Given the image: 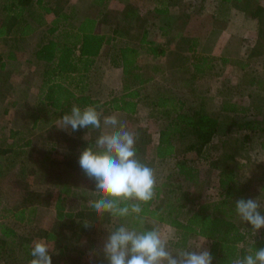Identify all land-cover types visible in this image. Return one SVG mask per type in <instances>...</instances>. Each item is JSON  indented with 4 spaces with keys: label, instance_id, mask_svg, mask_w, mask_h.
I'll use <instances>...</instances> for the list:
<instances>
[{
    "label": "trees",
    "instance_id": "16d2710c",
    "mask_svg": "<svg viewBox=\"0 0 264 264\" xmlns=\"http://www.w3.org/2000/svg\"><path fill=\"white\" fill-rule=\"evenodd\" d=\"M122 1H125L121 10L123 27L117 23L110 33H101L95 30L97 16L85 13L76 16L74 7L68 13L60 12L59 2L51 5L48 0H0V115L7 114L12 106L22 101L27 119V123L21 127L12 126L7 119L0 123V177L6 173H14L17 181L25 180L32 171L28 163L27 149L32 144V135L70 112L73 105L81 108L95 106L103 112L110 109L121 110L128 115L136 113L143 99L140 89L153 76L150 71L145 72L146 65L138 62L139 47L152 54H163L164 47L148 39V22L140 15L137 7L129 0ZM166 1L156 0L155 11H165L163 6ZM93 2L100 13L105 2L109 0ZM226 2L228 0H219L215 8L222 11L221 5ZM179 5L176 23H181L182 26L187 23L191 14L210 7L206 0H194L185 6ZM49 12H54L55 17L48 27L40 29L41 33L35 40L33 50V60L41 64L36 70L39 73V85L36 92L32 91V95L37 98L32 104H27L25 94L28 87L24 95L18 93L19 95L9 96L12 90L10 76L18 72L17 68H12V61L17 59L18 41L43 26L46 23L45 15ZM73 17L79 19L75 23L67 21L69 28H60L63 25L59 24L60 19L66 21ZM105 44L110 45L107 55L109 64L121 66L122 75L120 87H111L108 98L100 101L94 94L102 73L94 62ZM167 78L169 86L158 89L149 105V116L155 117L160 125L154 156L149 161L145 160L147 141L142 136L137 137L136 143L138 158L150 166H153V160L162 162L172 159L174 163V168L166 178L158 181L156 196L146 208V215L156 217L157 222L169 224L172 231L182 238L181 244H190L192 236L208 239V250L213 256V264H230L232 256L250 244V238L243 229L250 230V225L241 224L234 211L235 201L246 198L245 186H241L237 173L247 166L250 156L245 153V156L238 157L228 152L220 157L214 151L213 142L230 138L244 148V151L256 149L264 155L262 118H247L244 114H237L236 111L242 109L229 105V101H224L223 108L220 109L233 110L234 114L220 116L203 95L190 99L177 95L173 88L178 87V79L169 76ZM172 79L176 82H171ZM190 88L195 95V87ZM256 93L259 94V90ZM253 106H264V98L261 97ZM253 140L259 141V148L250 147L249 141ZM51 151H46V156L39 161L42 165L47 164L44 162ZM213 171L215 182L208 185V177ZM201 174L206 178H200ZM256 179H260V176L257 175ZM262 187L264 190V183ZM59 189L55 215L58 220H70L72 226L68 223L65 227L72 228L76 234L84 231L89 234V229L94 227L95 222H109L107 215L98 218L87 205H81L82 209L77 212L64 211L62 201L68 195L62 196L61 192L69 191L70 186L63 181ZM35 200L27 206L13 209L0 199L1 246L20 240L16 230L3 219H30L35 212ZM85 222L88 227H85ZM52 228L45 229L43 236L47 239L62 237L61 230ZM251 239L253 247H264V228ZM28 244L25 242V247ZM65 246L67 244L59 246L60 256L55 260L59 264L71 262L63 257ZM25 247L24 257L29 259V248ZM104 262L107 263L105 260Z\"/></svg>",
    "mask_w": 264,
    "mask_h": 264
},
{
    "label": "rangeland",
    "instance_id": "374dc122",
    "mask_svg": "<svg viewBox=\"0 0 264 264\" xmlns=\"http://www.w3.org/2000/svg\"><path fill=\"white\" fill-rule=\"evenodd\" d=\"M51 5H55L56 3H61L58 5L59 11L68 13L71 7H74L76 16H80L82 13L90 14L91 16H97L98 21L96 22L95 30L102 33H110L111 28L118 23L123 27V20H121V10L124 7L125 1L122 0H109V2H105V6L102 7L101 12L99 13L98 6L95 5L93 0H48ZM131 4L137 7L138 12L147 13L145 16L148 23L151 22L154 18L155 7L157 6L156 0H129ZM179 2V0H176ZM101 9V8H99ZM201 11V10H200ZM159 12V11H157ZM1 14V11H0ZM46 23L43 26L38 27L34 30L30 35L23 37L20 42L18 41L16 45L17 50V59L12 61L13 67L17 68V73L12 74L10 76V81L12 83V90L9 96H15L22 93L26 94L25 100H27V104H32L36 101L37 96L32 95V91H37L38 82H39V73L36 72L38 67L41 65L38 62L33 60L34 53L33 50L35 48V40L38 38L39 33H41L40 29H45L51 23V20L55 17L54 12H49L46 15ZM160 15H157L159 18ZM1 18V15H0ZM79 18H71L66 21L59 20V24H61V29H65L62 27L69 28L67 25V21H71L75 23ZM205 24L207 20L204 21ZM196 24L202 26V23L197 20L189 23V27H193ZM131 30H134L131 28ZM3 49V47L1 46ZM110 51V45L105 44L104 49L101 53L100 65L98 70L101 71L102 76L107 74L108 80H113V84L107 86L110 91L111 87H120V83L116 84L115 81V71L111 70L106 71L107 67H109V59L108 53ZM146 53V52H145ZM144 52L139 56V60L146 65L145 72L150 71L151 60L149 59V55ZM106 68V69H105ZM97 71V70H95ZM153 74V72L150 71ZM96 93L94 95H103V90L101 91V84H96ZM165 81L163 76H161L154 83H147L143 88L140 89V92L143 95V99L140 107L134 114H126L121 110H106L103 112L104 115H116L117 118L126 125V127L130 131H136L138 126V135L137 137H143L147 142L146 151L144 153V158L146 161H149L154 155V146L156 140L158 139V128L160 127L159 123L155 117L149 116V105L150 101L154 98V95L158 89L165 88ZM30 91V92H29ZM19 93V94H18ZM119 93V92H118ZM109 94V93H108ZM101 101H104L101 99ZM22 101L17 102L14 106H12L7 114L0 115V123L4 120H10L11 125L20 124L21 127L24 123H27L26 114L24 111ZM101 110V109H100ZM16 127V126H15ZM44 129L37 130L36 133L32 135V144L27 149L29 151V165L32 168L30 175L21 182L17 181L14 173H6L0 177V199L3 203L13 209L20 208L22 205H28L29 203L35 200V212L32 217L28 220L19 221L13 217H7L3 220L7 222L8 225H11L17 232L18 238L20 240H16L11 242L9 245H0V264H29L32 257L29 259H25L24 251L25 242H28V246L25 249L29 248L33 243V241L44 238L45 229L52 228L53 230H61L62 237L58 236L57 238L47 239L50 245H52V250L50 252L52 264H57L54 260L59 258V246L65 245L66 250L63 254V257L68 258L73 264H90V260L95 256L96 264L104 263L102 252L100 249L102 248L103 242L108 234V228L103 224L100 225V221L95 223L99 225H94L89 229L90 233L87 234L84 232H80L76 234L72 228L65 227L66 224L72 226V223L69 219H61L58 220L55 215V206L54 202L58 197V184H51L52 176L60 179V181H67L75 185L78 188V195H69L64 198L63 205L68 209H74L75 207H79L80 205L87 202L88 198H90V189L95 190V182L94 180H89L84 176L82 171H80L78 164V157L83 150L82 144L78 141H75L78 145V149H76V153L72 156H62V152L58 145L56 148L55 143H52L53 136L58 138V144H71L70 139H66L61 133L56 132L53 129H48L42 131ZM95 133V132H94ZM136 133V132H135ZM76 136V134H73ZM96 135V133H95ZM149 138V140H147ZM154 141V142H153ZM55 148V150H54ZM214 151L218 156H222L224 153L232 152L236 156L243 157L246 154L250 157H258L261 155L256 149H246L237 145L236 142H232L229 139L219 141L215 140L213 142ZM52 150V151H51ZM54 150V151H53ZM46 151H51L48 153L49 158L47 159V163H40L39 161L44 157ZM246 153V154H245ZM263 154V153H262ZM139 155V154H138ZM46 156V155H45ZM241 160H243L241 158ZM43 161V160H42ZM153 168L156 170V174L158 177V181L164 180L166 175L174 168V163L172 159H167L162 162H157L153 160ZM254 164V163H252ZM255 165V166H254ZM250 166L249 162L246 167L238 170L237 177L241 183V186L244 184H248L251 190L258 191V187L260 184V180L256 179L255 181H251L249 175L251 172L259 171L258 165L254 164ZM257 165V166H256ZM79 171L81 173H79ZM83 174V175H82ZM211 174V173H210ZM200 178H206L203 174L200 175ZM209 181L207 184H213L215 182V171L212 172V175L208 177ZM35 190V191H33ZM39 191V192H37ZM203 192V190H202ZM260 192L258 191L257 194ZM202 194V193H201ZM259 195H257V198ZM148 221H151L153 218L147 217ZM110 220V219H109ZM111 221V220H110ZM109 221V222H110ZM102 222V221H101ZM159 226L162 229L172 231V228L169 224L158 222ZM76 235L79 237L76 238ZM205 240V241H204ZM203 247L208 249L209 240L200 236H192L190 239V244L203 242ZM30 255V253H29Z\"/></svg>",
    "mask_w": 264,
    "mask_h": 264
},
{
    "label": "crops",
    "instance_id": "0c3cea01",
    "mask_svg": "<svg viewBox=\"0 0 264 264\" xmlns=\"http://www.w3.org/2000/svg\"><path fill=\"white\" fill-rule=\"evenodd\" d=\"M192 1L194 0H179V2L167 0L163 6L165 11H154V18L148 23L147 37L156 43L162 44L164 53H147L151 60L150 71H153V76L146 84L154 83L163 76V78L165 77V85L169 86L170 82L167 77H174L178 79V84L176 83L178 87L173 89L177 95H181L180 97L183 95L185 99H190L193 96L203 95L215 107L220 116L234 114L233 110L220 109L223 108L224 101H229V105H234L236 109L245 111H236L237 114H244L247 118H262V127L264 124V106L254 108L253 104L261 97L264 98V0H228L226 4L221 5L222 11L215 8L219 0H206L210 7L191 14L184 26L181 23L177 24L178 5L185 6ZM139 13L143 18L146 17L147 13ZM157 15H160V17L157 18ZM194 20L201 22L202 26L196 24L189 27V23ZM205 20H207L206 24ZM103 49L104 46L95 59L94 65L97 67L101 64L100 58ZM139 50L140 56L144 50L141 47H139ZM203 56L204 59H201ZM138 62L142 63L139 57ZM106 67V71L109 69L110 71L116 70L114 82L116 84L120 83L121 66L109 64V67ZM171 82L175 83L176 81L172 79ZM99 83L101 84V91L103 90V93H106L95 95V97L100 101L101 99L106 100L109 96L107 86L109 83L110 85L113 84V80H108L107 74H104ZM258 86H260V89H257ZM190 87H195V95L192 94ZM256 90H259L260 93L257 94ZM58 120L59 118L54 120L49 127L42 131L53 129L65 136L67 140H73L71 144H58V138L53 136L52 143H55L56 148L59 145L62 156L69 157L76 153L75 150L78 149V145L74 143L75 141H78L79 147L82 144V147H80L82 149L94 142L95 133L93 130L80 129L69 134L56 127ZM12 126L18 127L20 124ZM139 127L134 132L138 133ZM73 134H76V136ZM249 143L250 147H260L258 140L249 141ZM252 163L258 165L259 171L251 172L249 180L251 183L252 180H256L257 175L260 176L258 187L260 193L257 194L258 191L251 190L248 184H244L245 199L257 198V195L259 197L264 196L262 187L264 183V155L250 157V166H252ZM80 171L79 173H81ZM61 182L63 181L52 176L51 184L60 185ZM68 185L70 186L69 191L61 192V195H78V188L71 183H68ZM59 191L58 186L57 199L60 196ZM91 191H94V189L91 188ZM57 199L54 202L55 213ZM82 205H87V202ZM81 209V205L74 209H68L64 206V211L77 212ZM103 224L108 228L111 221L100 222V225L103 226ZM95 225L99 224L95 223ZM55 262L57 263V261ZM68 264L73 263L69 262ZM103 264L107 263L104 262Z\"/></svg>",
    "mask_w": 264,
    "mask_h": 264
},
{
    "label": "clouds",
    "instance_id": "9594fccd",
    "mask_svg": "<svg viewBox=\"0 0 264 264\" xmlns=\"http://www.w3.org/2000/svg\"><path fill=\"white\" fill-rule=\"evenodd\" d=\"M56 127L69 134L80 129L96 133L94 142L81 151L78 164L84 176L95 182L88 208L98 218L107 215L111 220L100 249L107 264H213L210 250L203 247L205 240L181 244L182 238L162 229L156 217L148 221L146 208L156 196L158 177L137 156V133L95 106L73 105ZM234 211L241 224L250 225V230L243 228L250 244L232 256L230 264H264V247H253L251 239L264 228V196L237 199ZM51 250L47 239L33 241L29 264H52ZM90 264H96L95 256Z\"/></svg>",
    "mask_w": 264,
    "mask_h": 264
}]
</instances>
